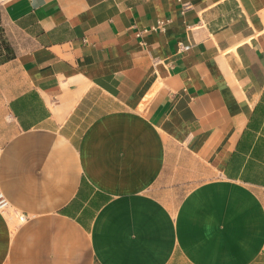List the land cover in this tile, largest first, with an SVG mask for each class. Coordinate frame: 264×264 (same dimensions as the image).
Instances as JSON below:
<instances>
[{
  "label": "crops",
  "instance_id": "obj_1",
  "mask_svg": "<svg viewBox=\"0 0 264 264\" xmlns=\"http://www.w3.org/2000/svg\"><path fill=\"white\" fill-rule=\"evenodd\" d=\"M0 28V264H264V0H0Z\"/></svg>",
  "mask_w": 264,
  "mask_h": 264
},
{
  "label": "rangeland",
  "instance_id": "obj_2",
  "mask_svg": "<svg viewBox=\"0 0 264 264\" xmlns=\"http://www.w3.org/2000/svg\"><path fill=\"white\" fill-rule=\"evenodd\" d=\"M5 39L7 40L8 39V35L6 34V32L4 31V29H1L0 28V46L2 45V42L5 41ZM3 47V45L1 46ZM1 59V58H0ZM176 175L178 174H171L169 172V170H167L162 176V180L159 181V184H157V191L158 192H164V191H169L170 189H174L173 193L175 194V199H179L180 198V195L182 193H184L188 188H190L191 186L190 185H182V184H172V181H169L171 180L170 178L171 177H175ZM176 180V179H175ZM11 211V208L5 210L4 212H7V216L9 218H14L13 215L11 214H8V212ZM19 219H20V216H19Z\"/></svg>",
  "mask_w": 264,
  "mask_h": 264
},
{
  "label": "built area",
  "instance_id": "obj_3",
  "mask_svg": "<svg viewBox=\"0 0 264 264\" xmlns=\"http://www.w3.org/2000/svg\"><path fill=\"white\" fill-rule=\"evenodd\" d=\"M165 25H166V23L163 20H158L157 23L155 25H153L151 29H153V30L164 29ZM179 45H180L181 49H188L190 47L189 44H185L182 41L179 42ZM9 208H11V204L0 189V211L4 212L5 210H7ZM20 219L24 220L25 219L24 215L20 216Z\"/></svg>",
  "mask_w": 264,
  "mask_h": 264
},
{
  "label": "trees",
  "instance_id": "obj_4",
  "mask_svg": "<svg viewBox=\"0 0 264 264\" xmlns=\"http://www.w3.org/2000/svg\"><path fill=\"white\" fill-rule=\"evenodd\" d=\"M2 45H3V48L6 50V52H7V56H5L4 57V59H9L10 57H12V55H13V51H12V48H11V46L6 42V41H3L2 42ZM1 45V46H2ZM0 46V53H2L1 52V50H2V47Z\"/></svg>",
  "mask_w": 264,
  "mask_h": 264
}]
</instances>
